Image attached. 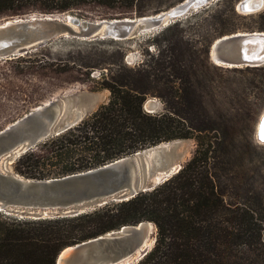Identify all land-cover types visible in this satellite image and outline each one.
Segmentation results:
<instances>
[{"label":"trees","instance_id":"1","mask_svg":"<svg viewBox=\"0 0 264 264\" xmlns=\"http://www.w3.org/2000/svg\"><path fill=\"white\" fill-rule=\"evenodd\" d=\"M85 1L0 0V20L32 13L72 14ZM90 1L131 13L139 0ZM228 3L235 1L221 0L215 6ZM213 18L221 37L239 30L223 13ZM257 18L258 30L264 32V12ZM206 41L201 69L195 51L183 60L171 42L151 63L104 74L101 89L110 92L108 103L23 155L15 166L20 176L46 180L95 169L163 143L194 140L195 154L183 169L152 192L109 202L78 217L35 221L0 212V264H56L66 248L143 222L154 223L158 236L154 249L138 264H264V176L262 168L246 163L243 133L248 121L235 110L245 100L230 90V108L217 107L209 62L213 43ZM152 97L162 101L163 111L145 109Z\"/></svg>","mask_w":264,"mask_h":264},{"label":"water","instance_id":"2","mask_svg":"<svg viewBox=\"0 0 264 264\" xmlns=\"http://www.w3.org/2000/svg\"><path fill=\"white\" fill-rule=\"evenodd\" d=\"M219 1L185 0L152 16L113 20H82L70 14L28 19L13 17L0 24V62L24 57L58 38L121 41L152 33ZM254 1L240 2L239 11L253 14L262 10L264 0H259L258 6ZM211 58L215 63L218 59L223 67H259L264 64V34L222 37L213 44ZM148 107L152 110L147 108L149 113H155L158 105L150 102ZM83 110L74 108L69 114L63 101H51L0 132V212L35 221L78 217L109 202H125L152 192L183 169L173 156L171 143L85 172L46 180L28 179L7 169V165L39 144L81 123L85 119ZM262 122L264 116L257 133L259 142ZM155 228L154 223L143 222L71 246L60 253L56 264H138L153 250Z\"/></svg>","mask_w":264,"mask_h":264},{"label":"rangeland","instance_id":"3","mask_svg":"<svg viewBox=\"0 0 264 264\" xmlns=\"http://www.w3.org/2000/svg\"><path fill=\"white\" fill-rule=\"evenodd\" d=\"M184 1L139 0L133 12L129 13L119 8L101 7L87 0L81 9L70 15L82 20L144 17L168 11ZM234 1L235 4L228 3L216 7L217 3H215L192 12L173 23L172 25H176L172 30H168L169 26L121 41L110 38L94 40L58 38L45 47L33 49L29 55L0 62V132L24 118L35 108L57 100L65 103L69 114H72L74 108H84L83 113L87 118L107 104L110 99V92L101 89L105 75L151 63L160 54L167 52L171 42L176 44V51L181 54L183 60H188L190 52L195 51L193 58L201 69L206 59L204 53L206 38L211 39L213 44L222 38L215 31L220 24L213 17L218 14L223 13L225 18L238 25L239 30L231 35L264 34L258 30V23H255L258 21V14L264 12V7L259 12L244 14L238 9L240 2L244 0ZM234 9H236L235 14ZM32 16L40 18L43 15L32 13L25 18H33ZM9 19H1L0 24ZM211 48L210 74L215 82L214 86L218 89L215 103L218 108L225 110L230 108V104L227 103L229 102L227 96H231L230 90L241 94L245 102L237 103L235 110L242 114L239 115L240 119L248 121L245 127L247 130L243 133L247 137V142H244L248 152L246 163L253 169L262 168L261 175L264 176V144L257 138L259 125L264 116V72L262 71L264 64L255 68L222 67L212 60ZM207 100L211 101V98L207 97ZM150 102L158 105L155 113L163 111L162 101L155 97L147 101L145 109H149ZM170 143L175 160L184 167L195 154L196 142L178 140ZM17 161L18 159L6 166L15 174H17L15 170ZM257 179L258 184L262 185L263 180L260 177ZM10 216L17 217L14 213ZM157 236L158 228H155L156 241ZM155 245L156 243L153 249Z\"/></svg>","mask_w":264,"mask_h":264},{"label":"bare ground","instance_id":"4","mask_svg":"<svg viewBox=\"0 0 264 264\" xmlns=\"http://www.w3.org/2000/svg\"><path fill=\"white\" fill-rule=\"evenodd\" d=\"M260 4V1L259 0H255L254 1V5L255 6H258ZM246 8V7H245ZM221 62L218 60V59H216V64L217 65H219V66H222L223 67V64H220ZM227 68H234V67H230V66H228Z\"/></svg>","mask_w":264,"mask_h":264},{"label":"snow or ice","instance_id":"5","mask_svg":"<svg viewBox=\"0 0 264 264\" xmlns=\"http://www.w3.org/2000/svg\"><path fill=\"white\" fill-rule=\"evenodd\" d=\"M261 142L264 143V122L261 123Z\"/></svg>","mask_w":264,"mask_h":264}]
</instances>
